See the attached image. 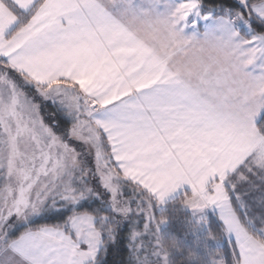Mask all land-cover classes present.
I'll use <instances>...</instances> for the list:
<instances>
[{"label": "snow or ice", "instance_id": "6c2138e0", "mask_svg": "<svg viewBox=\"0 0 264 264\" xmlns=\"http://www.w3.org/2000/svg\"><path fill=\"white\" fill-rule=\"evenodd\" d=\"M130 15L167 21L185 44L217 36L231 60L194 87ZM199 21L211 24L186 36ZM253 104L264 109V0H0V264H106L125 226L127 264H169L152 208L183 185L188 207L218 210L230 264H264Z\"/></svg>", "mask_w": 264, "mask_h": 264}, {"label": "trees", "instance_id": "16d2710c", "mask_svg": "<svg viewBox=\"0 0 264 264\" xmlns=\"http://www.w3.org/2000/svg\"><path fill=\"white\" fill-rule=\"evenodd\" d=\"M239 31L244 34L242 29ZM257 126L264 130V114ZM250 160L251 166L253 158L251 157ZM253 170L255 172L257 167ZM255 178L253 176V179ZM125 191L126 194L131 195L130 189ZM152 212L157 220L161 217L165 220L158 226L160 238L166 242H173L175 245L169 249V264H211L212 259L219 252H223L224 260L230 264L232 244L222 235L220 225L210 215L202 222L195 221L182 205V194L163 202L159 208H153ZM142 226L143 221L139 227L142 229ZM128 230L127 226L123 227L116 242L109 246L104 257L106 264H127Z\"/></svg>", "mask_w": 264, "mask_h": 264}, {"label": "rangeland", "instance_id": "374dc122", "mask_svg": "<svg viewBox=\"0 0 264 264\" xmlns=\"http://www.w3.org/2000/svg\"><path fill=\"white\" fill-rule=\"evenodd\" d=\"M118 2H119V0H109L110 4L118 3ZM134 2L137 5H140L141 0H134ZM145 3H146V0H145ZM138 16H140V15H138ZM138 16L137 15L128 16L127 19L125 20V25L130 32L132 31L134 33L135 37L138 34V37H139L138 41L141 44H143L145 46V48L150 53L152 52V49L154 48L152 55L158 61L161 62L162 61L163 39L160 37L159 31H158V25H159V22L161 20L148 18L149 22L153 23V21H154V29H153V26H151V25H148V27L146 28L145 25H142L141 21L139 23L137 22L136 18L139 19ZM141 18H142V16H141ZM145 19L146 18H143V22ZM208 25H209L208 22L199 21L197 30L203 32L204 29ZM237 27L240 28L239 30L242 29L244 34L247 32V29L244 27L243 24H239V25H237ZM187 36H190V35H187ZM170 44H171V42H170ZM147 46L151 47V48H147ZM174 46H177V45H174ZM176 48L177 47L171 46V50H176ZM187 55L189 56L188 58L186 57ZM199 58H200V60L204 61V62L202 61L204 64H202L200 62L193 63V61L195 62ZM214 62H215V60H214V57L212 56V54L206 55V53H204V52H202L196 48H192L190 50L188 46L183 45V46L179 47L178 51L175 53V56H172L170 58L169 69L173 70V71H177V65L179 63L180 65H182V68H183L182 73L181 72H179V73L183 76V78L185 80L190 81V83L194 87H196L200 83L199 79H198V75L202 71L203 67L207 64H211ZM251 108H252L251 112H245L244 113V119L247 120L249 118L248 122H250L251 120L254 121V119H257V117L260 115L259 118L256 120V123H255V127H254V131H255V128L257 126L259 119L264 114V109H257L255 107V104H253L251 106ZM247 148H250L251 152H253V156H251V157L253 158V162L256 164V161L258 160L259 156L261 154H264V138L257 136L256 141L254 143H251L250 145H248ZM169 200H171V199H164L163 202H167ZM163 202L154 204L153 208L154 209L159 208V205L163 204ZM211 207L213 208L212 211L216 212V216L210 212L205 213V214H200L201 210H193L192 208H190L191 211H189V212H190L191 217L197 222L204 221L207 218V216L210 215L216 222L218 219V221L221 223V226H222V222L219 218L218 210L216 209L215 206H211Z\"/></svg>", "mask_w": 264, "mask_h": 264}, {"label": "clouds", "instance_id": "9594fccd", "mask_svg": "<svg viewBox=\"0 0 264 264\" xmlns=\"http://www.w3.org/2000/svg\"><path fill=\"white\" fill-rule=\"evenodd\" d=\"M159 35L162 39L166 41H170L173 38V32L170 25L165 20H161L158 25ZM175 38L180 42L184 43L183 38L179 34H175ZM187 46L191 50L192 48H196L204 53H211L214 57L215 62L220 64H227L231 60V52L228 47L225 45V42L217 36L208 35L204 36L201 33V36L198 40L188 41ZM177 71H183L182 65L178 63ZM162 246L167 249L174 247L173 242H166L161 238Z\"/></svg>", "mask_w": 264, "mask_h": 264}, {"label": "crops", "instance_id": "0c3cea01", "mask_svg": "<svg viewBox=\"0 0 264 264\" xmlns=\"http://www.w3.org/2000/svg\"><path fill=\"white\" fill-rule=\"evenodd\" d=\"M138 16V15H137ZM138 18L139 19H137L136 18V20H137V22L139 23L140 21H141V23H142V25H145L146 26V28L148 27V25H151V26H153V29H154V21H153V23L152 22H149L148 21V18H146L145 20H144V22H143V18H141V16H138ZM208 24L210 25L211 24V21H209L208 22ZM208 25V26H209ZM207 26V27H208ZM238 29H240V28H238ZM244 29V28H243ZM194 31H199V30H197V29H193V28H189L186 32H185V35L187 36V35H191V34H193V32ZM199 32H201V31H199ZM131 33L134 35V33L131 31ZM135 36V35H134ZM136 38H137V40H139V37H138V34H137V36H136ZM170 42H171V44H170ZM144 48H145V46L143 45V44H141ZM174 45H177V46H174ZM187 46V44H185V43H182V42H180L178 39H176L175 38V34H173V38L170 40V41H166V40H164L163 39V45H162V63L164 64V66L165 67H167L168 69H169V64H170V58L172 57V56H175V53L178 51V49H179V47L180 46ZM171 46H173V47H177L176 48V50H171ZM147 48H151V47H148L147 46ZM154 49V48H153ZM153 49H152V52H151V54H153ZM208 54H211V53H207L206 55H208ZM213 56V55H212ZM187 58L189 57L188 55L186 56ZM195 59V58H194ZM203 60H200V58L199 59H197V61H193V63H198V62H200V63H202V64H204L203 62H202ZM260 116V115H259ZM259 116L257 117V119L259 118ZM257 119H254V121L256 122V120ZM246 120V119H245ZM249 120V118L247 119V121ZM249 123V125H250V128H251V130L252 131H254V127H255V124H253L252 123V120L250 121V122H248ZM250 145V144H249ZM246 155H248L250 158H251V156H253V152H251V150H250V148H247V151H246V153H245ZM252 166V168L254 169V167H257V165L253 162V164L251 165ZM182 194V205L184 206V208L186 209V210H188V211H191V209H190V207H188L185 203H184V200L186 199V198H188V197H190L191 196V187L189 186V185H183V186H181L180 188H178L175 192H173V193H170L168 196H166L165 197V199H173V198H175V197H177L178 195H181ZM213 210V208L210 206V207H207V208H205V209H203V210H201V212H200V214H205V213H208V212H210V213H212L213 215H215L216 216V212H214V211H212ZM217 222H218V224L220 225V227H221V229H222V226H221V223L218 221V219H217Z\"/></svg>", "mask_w": 264, "mask_h": 264}]
</instances>
